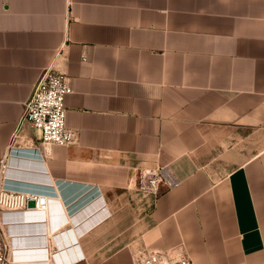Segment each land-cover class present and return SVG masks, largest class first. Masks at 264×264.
I'll return each instance as SVG.
<instances>
[{
    "label": "crops",
    "instance_id": "obj_1",
    "mask_svg": "<svg viewBox=\"0 0 264 264\" xmlns=\"http://www.w3.org/2000/svg\"><path fill=\"white\" fill-rule=\"evenodd\" d=\"M50 66L77 141L42 152L12 137ZM0 157L48 198L6 214L18 264H264V0H0ZM156 167L176 186L143 203Z\"/></svg>",
    "mask_w": 264,
    "mask_h": 264
},
{
    "label": "built area",
    "instance_id": "obj_2",
    "mask_svg": "<svg viewBox=\"0 0 264 264\" xmlns=\"http://www.w3.org/2000/svg\"><path fill=\"white\" fill-rule=\"evenodd\" d=\"M73 92L69 79L52 66L46 68L35 84L29 100L24 106L21 123L13 134L12 141L18 136L22 122H27L40 133V149L48 146L69 147L76 144V133L65 125V97ZM11 141V143H12ZM6 167L4 157H0V264H18L11 254L12 242L7 227L6 214L16 212H43L48 206V198L35 192H22L7 188L2 175ZM176 180L165 167H156L138 172L137 190L157 194L160 190L172 189ZM29 202L34 203L29 208ZM132 264H193L185 257L175 258L170 253L137 248L132 255Z\"/></svg>",
    "mask_w": 264,
    "mask_h": 264
},
{
    "label": "rangeland",
    "instance_id": "obj_3",
    "mask_svg": "<svg viewBox=\"0 0 264 264\" xmlns=\"http://www.w3.org/2000/svg\"><path fill=\"white\" fill-rule=\"evenodd\" d=\"M140 195H141V198H142V202L144 203V202H146V200L149 198V196H150V192L148 191V192H141V193H139ZM146 196H147V199H146ZM143 206H145V205H143ZM144 214V213H143ZM134 247H136V246H134ZM133 247V248H134ZM91 250L93 251L94 250V246L93 245H91ZM132 250V249H131ZM91 255H93V254H91ZM94 256V255H93ZM96 257V256H95Z\"/></svg>",
    "mask_w": 264,
    "mask_h": 264
},
{
    "label": "water",
    "instance_id": "obj_4",
    "mask_svg": "<svg viewBox=\"0 0 264 264\" xmlns=\"http://www.w3.org/2000/svg\"><path fill=\"white\" fill-rule=\"evenodd\" d=\"M28 207L29 208H33L34 207V203L33 202H29Z\"/></svg>",
    "mask_w": 264,
    "mask_h": 264
}]
</instances>
